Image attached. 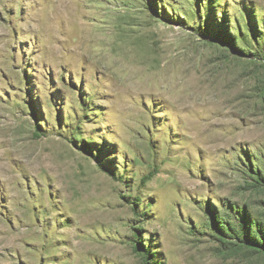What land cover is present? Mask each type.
<instances>
[{"label": "rangeland", "instance_id": "1", "mask_svg": "<svg viewBox=\"0 0 264 264\" xmlns=\"http://www.w3.org/2000/svg\"><path fill=\"white\" fill-rule=\"evenodd\" d=\"M259 176L264 0H0V264H264Z\"/></svg>", "mask_w": 264, "mask_h": 264}, {"label": "trees", "instance_id": "2", "mask_svg": "<svg viewBox=\"0 0 264 264\" xmlns=\"http://www.w3.org/2000/svg\"><path fill=\"white\" fill-rule=\"evenodd\" d=\"M258 180L264 181L261 176H259ZM215 216V214L210 216L212 221L211 225L214 226L219 234L225 235L228 238L237 241L241 246H244L247 249H251L254 251H264V232H258L257 235L252 232L250 228L246 227V224L244 222H239L237 226L226 225L225 223L217 221ZM138 250L139 249L136 248V251ZM143 251L145 253V257L143 256L144 264H157L148 262V259H146V257H148L150 254L144 249Z\"/></svg>", "mask_w": 264, "mask_h": 264}]
</instances>
